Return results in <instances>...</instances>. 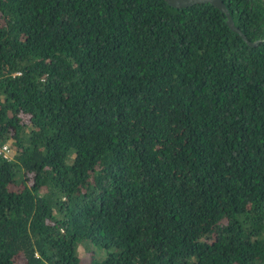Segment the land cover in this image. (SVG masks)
Masks as SVG:
<instances>
[{
    "label": "trees",
    "instance_id": "obj_1",
    "mask_svg": "<svg viewBox=\"0 0 264 264\" xmlns=\"http://www.w3.org/2000/svg\"><path fill=\"white\" fill-rule=\"evenodd\" d=\"M0 0V264H264V0ZM86 262L82 263V258Z\"/></svg>",
    "mask_w": 264,
    "mask_h": 264
},
{
    "label": "water",
    "instance_id": "obj_2",
    "mask_svg": "<svg viewBox=\"0 0 264 264\" xmlns=\"http://www.w3.org/2000/svg\"><path fill=\"white\" fill-rule=\"evenodd\" d=\"M163 1H165L169 6L173 8H184L194 4H204V3L213 5L220 12L224 14L225 23L230 30L236 32L247 45L252 46L255 43L248 41L246 37L241 33V31L233 24L229 12L227 11L222 0H163Z\"/></svg>",
    "mask_w": 264,
    "mask_h": 264
},
{
    "label": "rangeland",
    "instance_id": "obj_3",
    "mask_svg": "<svg viewBox=\"0 0 264 264\" xmlns=\"http://www.w3.org/2000/svg\"><path fill=\"white\" fill-rule=\"evenodd\" d=\"M87 260H86V258H82V263H85Z\"/></svg>",
    "mask_w": 264,
    "mask_h": 264
},
{
    "label": "built area",
    "instance_id": "obj_4",
    "mask_svg": "<svg viewBox=\"0 0 264 264\" xmlns=\"http://www.w3.org/2000/svg\"><path fill=\"white\" fill-rule=\"evenodd\" d=\"M1 152V151H0Z\"/></svg>",
    "mask_w": 264,
    "mask_h": 264
}]
</instances>
